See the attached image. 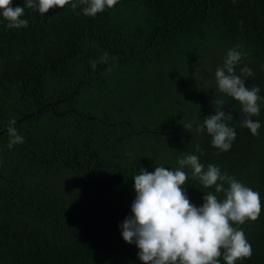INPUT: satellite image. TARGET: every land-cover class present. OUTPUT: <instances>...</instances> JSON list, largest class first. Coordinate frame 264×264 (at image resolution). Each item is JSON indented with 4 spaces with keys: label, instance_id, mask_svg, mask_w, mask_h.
<instances>
[{
    "label": "trees",
    "instance_id": "1",
    "mask_svg": "<svg viewBox=\"0 0 264 264\" xmlns=\"http://www.w3.org/2000/svg\"><path fill=\"white\" fill-rule=\"evenodd\" d=\"M84 6L25 8L20 29L0 16V264H142L120 228L134 176L175 170L185 154L260 194L259 218L234 225L252 245L236 264H264V101L253 136L239 102L215 93L234 117L230 151L196 130L215 114L214 73L231 48L244 54L236 73L251 68L246 86L264 97V0H118L95 17ZM11 119L23 143L10 149ZM183 170L191 203L224 198Z\"/></svg>",
    "mask_w": 264,
    "mask_h": 264
},
{
    "label": "clouds",
    "instance_id": "2",
    "mask_svg": "<svg viewBox=\"0 0 264 264\" xmlns=\"http://www.w3.org/2000/svg\"><path fill=\"white\" fill-rule=\"evenodd\" d=\"M118 0H25L24 6L13 7L12 0H0V16L8 21L7 28L20 29L28 26L25 8L36 9L45 15L52 8H64L71 4L75 11L79 6L83 15L95 17L106 8H113ZM236 46L228 50L222 66L214 73L216 88L211 101L215 114L197 121V132L211 137V145L220 152L230 151L236 139V130L229 126L233 120L231 111L225 112L228 104L223 97L216 98L215 93L239 102L244 114L241 125L253 136L259 135L261 124L253 117L259 116L261 101L258 85L246 86V80L254 75L251 68H236L244 54ZM109 56L104 53L100 61L107 62ZM95 69L96 61H91ZM15 119L9 120L7 134L8 147L23 143L18 134ZM192 122L184 124L191 129ZM197 151H201L197 146ZM179 168L172 170L163 166L149 172L141 168L140 174L134 176L135 199L131 204L132 215L127 216L120 228L122 237L128 244H135L139 249L137 255L142 264H220L223 257L225 264L252 256V245L240 227L248 221H256L262 210L260 194L244 185L232 176L222 173L215 164L207 167L200 162L199 156L185 154L178 161ZM188 166L192 175L204 188H213L215 193H223L221 200L213 192L203 196L202 206L197 207L186 195L184 185L188 174L183 170ZM228 187L225 188L224 185Z\"/></svg>",
    "mask_w": 264,
    "mask_h": 264
}]
</instances>
